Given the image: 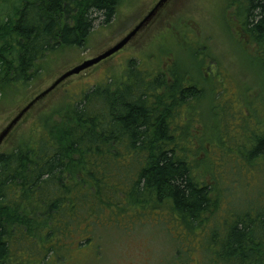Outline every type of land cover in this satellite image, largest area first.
<instances>
[{
  "label": "trees",
  "instance_id": "1",
  "mask_svg": "<svg viewBox=\"0 0 264 264\" xmlns=\"http://www.w3.org/2000/svg\"><path fill=\"white\" fill-rule=\"evenodd\" d=\"M122 2L0 0V88L25 89L50 53L84 48L95 23L111 24ZM238 11L264 62V0H243ZM189 73L182 60L157 73L129 66L115 87L98 84L72 99L57 124L37 117L17 133L0 154V264L58 263L74 242L91 244L103 221L129 230L153 217L168 232L181 229L174 242L202 240L200 264H264V131L251 132L242 154L246 171L260 168L257 199L215 221L218 191L196 176L187 145L185 115L200 96ZM182 251L178 263L188 264L191 250Z\"/></svg>",
  "mask_w": 264,
  "mask_h": 264
},
{
  "label": "rangeland",
  "instance_id": "2",
  "mask_svg": "<svg viewBox=\"0 0 264 264\" xmlns=\"http://www.w3.org/2000/svg\"><path fill=\"white\" fill-rule=\"evenodd\" d=\"M159 1L123 0L111 24H103L102 19L95 23L84 48L61 47L50 53L37 64L42 69L39 78L25 89L1 87L0 133L64 74L119 44ZM242 1L170 0L120 52L68 78L33 106L0 147V154L37 117L45 122L52 118L57 124L67 116L72 99L98 84L112 83L115 87L129 66L140 64L142 69L157 73L182 60L190 72L187 82L200 90V96L191 99L194 111L185 115H192L187 145L192 165L197 167L194 172L218 191L221 204L215 221H220L228 210H242L241 204L247 198L257 199L256 189L263 183L259 167L250 168L252 173L244 169L242 154L252 146L251 132L264 131V62L259 48L249 40L244 18L238 16ZM191 45H197L200 53ZM186 121L189 120L181 119L180 124ZM183 130L179 128V134ZM165 222L153 217L143 226L123 230L103 221L91 235V244L83 248L74 242L53 264H179V258L184 256L179 249L187 246L191 250L188 264L206 261L205 250L201 256L198 250L202 240L174 242L181 229L170 228L168 232ZM214 228L211 221L208 230ZM29 262L38 264L39 260Z\"/></svg>",
  "mask_w": 264,
  "mask_h": 264
},
{
  "label": "water",
  "instance_id": "3",
  "mask_svg": "<svg viewBox=\"0 0 264 264\" xmlns=\"http://www.w3.org/2000/svg\"><path fill=\"white\" fill-rule=\"evenodd\" d=\"M170 0H160L159 3L155 6V8L145 17V19L127 36L125 37L119 44H117L112 49L106 51L102 55L98 56L95 59L85 62L81 66L76 67L75 69L67 72L62 77H60L48 90L40 94L36 97L25 109H23L18 115L12 120V122L8 125V127L0 133V147L3 145L5 140L11 134L13 129L19 124V122L23 119V117L27 114L29 110L33 108L39 101L48 96L51 92H53L59 85H61L68 78L78 75L89 68L101 63L102 61L110 58L116 53L120 52L123 48H125L129 42L137 36L139 32H141L158 14V12L167 4Z\"/></svg>",
  "mask_w": 264,
  "mask_h": 264
}]
</instances>
